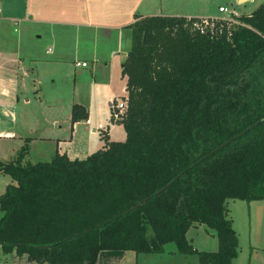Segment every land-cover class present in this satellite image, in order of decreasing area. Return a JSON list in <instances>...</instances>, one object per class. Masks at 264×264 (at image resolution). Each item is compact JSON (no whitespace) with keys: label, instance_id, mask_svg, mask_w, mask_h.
<instances>
[{"label":"trees","instance_id":"trees-1","mask_svg":"<svg viewBox=\"0 0 264 264\" xmlns=\"http://www.w3.org/2000/svg\"><path fill=\"white\" fill-rule=\"evenodd\" d=\"M195 18L129 25L124 140L83 160L23 164L19 155L0 165L12 179L0 195V252L96 264L174 244L198 264H231L238 239L227 201L264 199V2L220 35L199 34ZM78 118L86 114L73 105ZM198 226L215 232L217 251L193 249L186 234Z\"/></svg>","mask_w":264,"mask_h":264},{"label":"crops","instance_id":"crops-1","mask_svg":"<svg viewBox=\"0 0 264 264\" xmlns=\"http://www.w3.org/2000/svg\"><path fill=\"white\" fill-rule=\"evenodd\" d=\"M153 15L214 14L202 0H0V97L8 96L10 88L16 92L19 79L31 78L34 94L44 89L48 106H65L71 116L73 105H79L86 114L74 122L70 117L68 133L57 131L64 122L53 118L49 136L27 138L51 145L53 156L64 154L70 161L85 159L108 141L124 140L120 119L111 120L112 128L122 127V139H116L109 126L98 125L110 109V99L120 102L127 97L122 64L131 45L129 25ZM7 110L6 102L0 101V120ZM126 254L100 258L96 264H112Z\"/></svg>","mask_w":264,"mask_h":264},{"label":"rangeland","instance_id":"rangeland-1","mask_svg":"<svg viewBox=\"0 0 264 264\" xmlns=\"http://www.w3.org/2000/svg\"><path fill=\"white\" fill-rule=\"evenodd\" d=\"M202 1L208 12L214 14L210 17L226 16L225 13L218 11L219 6L232 9L239 15H246L264 2V0H243L239 3L236 0ZM83 65L85 64L83 63ZM18 83L16 92L10 88L8 96L0 97V101H5L8 107V110L1 114L4 121L0 120V165L16 160L19 155H21L23 164L50 161L54 158L51 145L42 141L33 143L32 139L27 137L49 136L52 131L53 118H57L60 123L64 122L60 129H56L57 131L70 132L72 127L69 121L70 112L65 106H48L49 97H47L44 89L39 90L38 94H34L31 78L23 77L18 80ZM62 89L67 91L65 86ZM124 99L127 102V97ZM65 100L61 101L64 102ZM110 112L112 110L109 109L99 122L104 124L106 129L108 126L111 129L112 123H114V120H111L114 118H111ZM112 130L116 139L124 138L121 126H115ZM6 133L11 134L7 135ZM84 140L83 136H79V141L82 144H84ZM11 182L12 179L8 174L0 172V195ZM226 209L238 239L237 253L231 264H264V199L250 202L228 200ZM186 238L197 252H215L218 249L215 232L205 226L190 228ZM169 252L173 254L170 255ZM0 264L47 263L31 262L26 257L19 258L14 254L0 252ZM112 264H198V256L196 254L182 255L178 253L174 244H167L162 254H138L135 257L129 251L123 258Z\"/></svg>","mask_w":264,"mask_h":264},{"label":"built area","instance_id":"built-area-1","mask_svg":"<svg viewBox=\"0 0 264 264\" xmlns=\"http://www.w3.org/2000/svg\"><path fill=\"white\" fill-rule=\"evenodd\" d=\"M218 11L220 13H225L226 16L223 17H196L195 19H191V26L199 33V34H207V35H220L224 32V30L229 31L230 27L241 24L238 19L239 14H237L234 10L228 9L224 6H219ZM191 17H187L190 20ZM109 108L112 110L111 117L114 119H121L126 108L127 102L126 99L115 102V100L110 99L108 101ZM88 122V121H87ZM98 128H105L102 124L98 125Z\"/></svg>","mask_w":264,"mask_h":264},{"label":"water","instance_id":"water-1","mask_svg":"<svg viewBox=\"0 0 264 264\" xmlns=\"http://www.w3.org/2000/svg\"><path fill=\"white\" fill-rule=\"evenodd\" d=\"M238 3L243 1V0H237ZM247 1V0H246ZM234 139V137L230 138L229 140L225 141L224 143H222L220 146H218L217 148H215L213 151H211L209 154L207 155H211L212 153H214L215 151H217L218 149H220L221 147H224L225 145H227L229 142H231ZM181 175H178L177 178H175L173 181H171L170 183H168L167 185H165L163 188H161L156 194H161L163 193L166 189H168ZM150 198H146L143 201H141L137 206L129 209L128 211H126L124 214H128L129 212L138 209L142 204L146 203L149 201ZM110 222V221H108Z\"/></svg>","mask_w":264,"mask_h":264}]
</instances>
